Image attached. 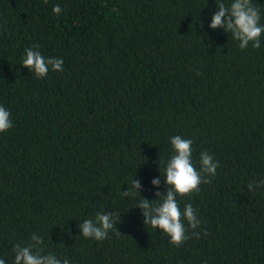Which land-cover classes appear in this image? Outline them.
Instances as JSON below:
<instances>
[{"label":"trees","instance_id":"trees-1","mask_svg":"<svg viewBox=\"0 0 264 264\" xmlns=\"http://www.w3.org/2000/svg\"><path fill=\"white\" fill-rule=\"evenodd\" d=\"M220 2L231 0H0V106L14 125L0 133L5 264L33 234L70 264H264V187L247 189L264 180V35L242 50L210 29ZM34 44L64 70L23 68ZM176 135L193 140L198 169L202 151L219 162L178 198L201 220L180 247L120 195L133 178L148 201L166 191L151 181H164ZM98 212H118L121 235L81 236Z\"/></svg>","mask_w":264,"mask_h":264},{"label":"clouds","instance_id":"clouds-1","mask_svg":"<svg viewBox=\"0 0 264 264\" xmlns=\"http://www.w3.org/2000/svg\"><path fill=\"white\" fill-rule=\"evenodd\" d=\"M46 2V0H45ZM56 16L62 13V8L56 5L52 9ZM260 9L253 0H231L230 4L220 2L215 13L211 17L209 28L212 30L223 29L225 33L239 42L240 49H246L249 44L253 49L261 47V37L264 35V24H261ZM22 67L28 69L37 78H44L49 71L62 72L63 59L56 57H44L39 51V45L34 44L24 51ZM11 113L5 107L0 106V133H5L13 127ZM170 145L173 154L165 167V179L162 182L160 176L151 181L154 188H159L161 183L166 191L154 193L156 199L148 201L140 196V183L134 179L126 191L121 192L122 198H133L137 201L136 207L141 210L144 225L154 230H159L169 238V243L175 247L183 245L191 236L199 238L200 233L192 232L200 227L201 220L198 210L191 204H186L181 210L178 198L188 196L200 190V185L210 183L211 177L216 174L219 162L207 151H202L199 156V169L192 161L193 140L176 135L171 137ZM264 187V180L254 181L247 185L248 191H254ZM138 196L139 199H135ZM118 212H98L95 219H86L79 225L80 235L84 238H92L103 241L108 238L109 232L120 234L115 225L121 222ZM121 235V234H120ZM43 237L33 234L31 242L26 246L17 243L13 246L14 264H70L69 259H60L53 253L44 254ZM0 264L5 260L0 258Z\"/></svg>","mask_w":264,"mask_h":264}]
</instances>
